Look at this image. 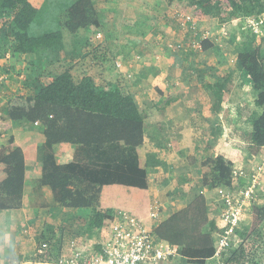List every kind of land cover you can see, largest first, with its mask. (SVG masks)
Masks as SVG:
<instances>
[{"label":"crops","instance_id":"1","mask_svg":"<svg viewBox=\"0 0 264 264\" xmlns=\"http://www.w3.org/2000/svg\"><path fill=\"white\" fill-rule=\"evenodd\" d=\"M93 2L101 28L81 37L83 30L69 34L63 59L51 65L42 63L41 84L72 67L76 80L90 74L98 84H120L133 95L140 109L149 111L145 145L121 151L116 145L101 151L68 145L52 147L39 125L14 123L0 139V151L9 149L11 136L24 151L23 206L0 213V225L15 230L23 226L28 236L24 243L15 237L0 241V264H34L37 239L45 232L62 234L64 242L73 231L77 230V235L82 232L88 211H68L55 201L50 183L57 169H76L83 174L115 164L146 168L148 163L159 162L155 168H148L151 205L157 203L162 210L160 221L148 225L151 228L171 213L186 209L201 195L206 197L209 218L222 220V193L203 184V163L217 155L227 158L233 154L228 159L235 171L244 173L237 177L238 188L246 187H239L241 181L261 172L259 192L264 191V149L252 152L251 147L252 120L264 109L255 106L259 93L251 88L235 62L234 34L239 37L244 30L242 22L227 26L216 19H195L183 24L179 17L183 13L170 0ZM202 38L214 47L198 51ZM14 62L13 71L0 74L2 115L6 114L5 95L18 91L22 81L38 68L34 55H17ZM215 85L222 86L223 91L212 89ZM251 209L248 205V216ZM7 231H3V237L11 235ZM98 237L96 231L77 239L87 249ZM176 260L161 264H175Z\"/></svg>","mask_w":264,"mask_h":264},{"label":"trees","instance_id":"2","mask_svg":"<svg viewBox=\"0 0 264 264\" xmlns=\"http://www.w3.org/2000/svg\"><path fill=\"white\" fill-rule=\"evenodd\" d=\"M171 5L185 15L199 21L216 19L220 24L242 22L244 30L234 43L235 62L250 86L257 91L256 107L264 109V29L254 33L246 26L248 18H264V0H170ZM48 0H0V74L10 73L17 55H34L37 69L22 81L18 91L6 94V114H0V139L17 122L40 124L43 135L52 147L68 145L104 150L123 144L136 150L146 142L149 111L138 107L133 95L120 84L101 85L93 75L77 80L75 69H65L48 83L41 84L42 63H59L65 53L64 31H50L38 36L31 27L44 13ZM62 29L72 35L81 30L101 28L99 12L93 0H69L62 11ZM83 44L81 52L84 51ZM198 51L214 47L209 40H201ZM2 86V85H0ZM219 92L223 87L215 85ZM1 91V89H0ZM221 94V93H220ZM219 94V97H220ZM2 103L0 102V105ZM252 152L264 149V110L252 120ZM115 164L78 174L75 170L57 169L51 179V189L57 204L68 211H88L80 239L89 233L101 231L105 221L120 211L152 225L149 220L151 197L148 168ZM0 213L20 210L23 206L26 178V159L23 149L13 136L9 149L0 151ZM206 173L203 184L219 192L233 191L238 183L234 163L222 155L204 161ZM76 171V172H75ZM1 173L3 176H1ZM241 181L239 187L248 186ZM264 191L259 192L252 206L250 219L234 229L231 247L223 252L220 264H264ZM230 226L211 220L207 200L201 195L182 211H175L156 225L157 239L177 248L186 263L206 264L216 256L217 242ZM38 246L47 242L45 254L35 251L33 262L56 260L64 245V236L46 232L38 239ZM234 243L237 245L234 247Z\"/></svg>","mask_w":264,"mask_h":264},{"label":"built area","instance_id":"3","mask_svg":"<svg viewBox=\"0 0 264 264\" xmlns=\"http://www.w3.org/2000/svg\"><path fill=\"white\" fill-rule=\"evenodd\" d=\"M183 24L195 21L189 15H181ZM246 26L254 33L261 34L264 27V18L246 20ZM202 38L201 40H205ZM200 42V41H199ZM200 48L199 43L197 44ZM242 171H235V177H242ZM261 184V172L251 176L250 184L238 188L237 184L231 193L220 192L224 199V209L221 221L230 228L217 242L216 256L222 258L223 252L231 247L234 229L239 228L247 218L248 205L256 203ZM162 216L161 206L157 203L150 207L149 220L160 221ZM142 221L132 217L129 213L120 211L114 218L105 221L99 232V237L93 240V245L85 249L76 238L71 239L61 254L49 262L39 261L36 264H161L179 257L177 248L168 242L161 241L154 235L151 228ZM234 247L237 243L233 244ZM49 248L47 242L37 247L38 255L45 254Z\"/></svg>","mask_w":264,"mask_h":264},{"label":"rangeland","instance_id":"4","mask_svg":"<svg viewBox=\"0 0 264 264\" xmlns=\"http://www.w3.org/2000/svg\"><path fill=\"white\" fill-rule=\"evenodd\" d=\"M48 1L49 2L46 3V8L44 10V13L37 19L36 23L31 27V34L38 36V35L43 34L45 32L63 30L65 33L64 43H66L68 35L70 33L67 32L66 30L62 29L59 22L62 20L61 19V16L63 15L62 11L64 10V8H65L66 4L69 2V0H48ZM86 32L89 35L91 34L89 30H83V32H81V34H80V37L83 33H86ZM78 44H80V42H78ZM247 98H250V94L247 95ZM26 123H29V122H26ZM29 124H31V123H29ZM36 125H39L40 127H42L40 124H36ZM116 147L119 149V151H121L122 148L130 150V148L125 147L123 144H118V145H116ZM94 150L95 151H101V150H97V149H94ZM131 150H133V149H131ZM95 158L100 159L101 157H95ZM227 158H233V154L231 153L229 156H227ZM249 219H250V217L247 215V218L243 221V224L247 223L248 222L247 220H249ZM24 229H25V227H23V226H21L17 230H15V228L13 229V227L11 229L10 225H7V229H6V225H0V241L4 242V241L13 240L15 237V239L17 241L24 243L26 240V237L28 236L27 234L24 233ZM5 230H9V231H7L8 235L11 234L9 237L8 236L3 237L5 235V233L3 231H5ZM76 231H73L72 235H67L66 242L70 241L71 239L79 238V237H77ZM19 234L21 236H18ZM9 245L12 248V245L10 243H9ZM177 259H179V260L178 261L176 260L177 262L174 261V262H176L175 264H193V263H186L185 261H183L180 258V256ZM206 264H220V258L218 256H215L214 258L209 259L206 262Z\"/></svg>","mask_w":264,"mask_h":264}]
</instances>
